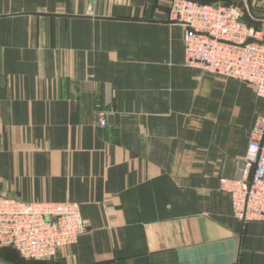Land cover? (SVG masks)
<instances>
[{"label": "crops", "instance_id": "crops-1", "mask_svg": "<svg viewBox=\"0 0 264 264\" xmlns=\"http://www.w3.org/2000/svg\"><path fill=\"white\" fill-rule=\"evenodd\" d=\"M183 34L161 0H0V195L86 221L52 258L0 246V264H264V221L219 190L264 102L186 67Z\"/></svg>", "mask_w": 264, "mask_h": 264}, {"label": "built area", "instance_id": "built-area-1", "mask_svg": "<svg viewBox=\"0 0 264 264\" xmlns=\"http://www.w3.org/2000/svg\"><path fill=\"white\" fill-rule=\"evenodd\" d=\"M161 1L168 4V20L184 27L186 67L248 83L264 102L263 18H254L246 5L237 3ZM98 124L105 126V118ZM219 190L230 194L238 222L264 221V114L255 118L248 132L241 177H221ZM85 231L77 202L21 201L0 195V246L12 247L22 258H52Z\"/></svg>", "mask_w": 264, "mask_h": 264}, {"label": "rangeland", "instance_id": "rangeland-1", "mask_svg": "<svg viewBox=\"0 0 264 264\" xmlns=\"http://www.w3.org/2000/svg\"><path fill=\"white\" fill-rule=\"evenodd\" d=\"M254 13H255V15H256V14H261V13H263V10H260V8L256 7ZM252 21L255 22V23H258V22H259V21H257V20H252Z\"/></svg>", "mask_w": 264, "mask_h": 264}, {"label": "water", "instance_id": "water-1", "mask_svg": "<svg viewBox=\"0 0 264 264\" xmlns=\"http://www.w3.org/2000/svg\"><path fill=\"white\" fill-rule=\"evenodd\" d=\"M89 4H91V1H89ZM249 5V4H248ZM249 8H250V5H249ZM264 19V18H263ZM243 167H244V163H243ZM242 167V168H243ZM239 177H241V172H240V176Z\"/></svg>", "mask_w": 264, "mask_h": 264}]
</instances>
